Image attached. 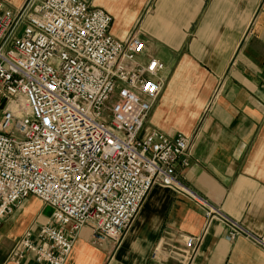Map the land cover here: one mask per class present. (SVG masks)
I'll return each instance as SVG.
<instances>
[{
	"label": "built area",
	"instance_id": "1",
	"mask_svg": "<svg viewBox=\"0 0 264 264\" xmlns=\"http://www.w3.org/2000/svg\"><path fill=\"white\" fill-rule=\"evenodd\" d=\"M112 20L82 0H27L16 12L0 0V97L11 102L0 120V222L29 196L52 209L17 241L14 261L32 253L38 264H65L84 226L95 241L119 244L155 185L224 218L177 178L190 165L191 140L143 130L163 63L139 62L144 42L113 37ZM234 228L230 239L243 233ZM184 246L189 261L196 240Z\"/></svg>",
	"mask_w": 264,
	"mask_h": 264
},
{
	"label": "crops",
	"instance_id": "2",
	"mask_svg": "<svg viewBox=\"0 0 264 264\" xmlns=\"http://www.w3.org/2000/svg\"><path fill=\"white\" fill-rule=\"evenodd\" d=\"M2 1L16 12L27 0ZM82 1L111 15L116 39L144 42L139 62L163 63L143 130L191 140L190 165L177 178L224 218H207L193 200L155 185L119 244L95 241L84 226L65 264H264V246L252 239L264 238V0ZM45 208L29 196L1 220L0 264H38L32 253L21 261L11 253L48 222ZM234 227L243 233L230 239ZM187 236L197 244L189 261ZM168 248L176 253L167 256Z\"/></svg>",
	"mask_w": 264,
	"mask_h": 264
},
{
	"label": "rangeland",
	"instance_id": "3",
	"mask_svg": "<svg viewBox=\"0 0 264 264\" xmlns=\"http://www.w3.org/2000/svg\"><path fill=\"white\" fill-rule=\"evenodd\" d=\"M0 99L2 100V101H4V102H1L0 103V113L1 114H3V112L7 109V108H9L10 107V105H11V102L9 101V100H7V99H3L2 97H0ZM5 101H7V102H5ZM19 101V100H18ZM18 104H20V105H22V103L21 102H19ZM15 105H16V103H15ZM20 105H17V107H16V113L17 114H20L21 112H22V109L21 108H23V106H20ZM24 107H26V105L24 106ZM24 109V108H23ZM38 199V198H37ZM43 206H45L46 208L42 211V215H44V216H47V215H49V213H50V211H51V208H49L48 207V205H46V204H44L43 203ZM52 214V213H51ZM51 216V215H50ZM29 231V230H28ZM27 232V231H26ZM25 232V233H26ZM24 233V234H25ZM24 236V235H23Z\"/></svg>",
	"mask_w": 264,
	"mask_h": 264
},
{
	"label": "bare ground",
	"instance_id": "4",
	"mask_svg": "<svg viewBox=\"0 0 264 264\" xmlns=\"http://www.w3.org/2000/svg\"><path fill=\"white\" fill-rule=\"evenodd\" d=\"M22 101H25L23 98H21V100L19 101V102H21L22 103ZM18 101H15L14 103H16L17 105H20V104H18L19 103ZM26 103V102H25ZM20 106H22V105H20ZM16 112V111H15Z\"/></svg>",
	"mask_w": 264,
	"mask_h": 264
}]
</instances>
